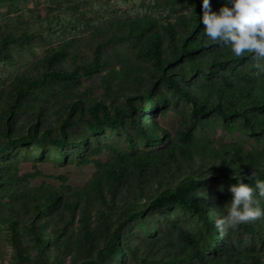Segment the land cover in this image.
<instances>
[{
    "label": "trees",
    "instance_id": "trees-1",
    "mask_svg": "<svg viewBox=\"0 0 264 264\" xmlns=\"http://www.w3.org/2000/svg\"><path fill=\"white\" fill-rule=\"evenodd\" d=\"M202 15V0H0V228L14 264H264V216L217 227L234 174L264 179V58L211 40ZM38 39L58 42L40 52ZM171 112L175 132L159 120ZM32 146L94 173L34 185L47 175L23 171Z\"/></svg>",
    "mask_w": 264,
    "mask_h": 264
},
{
    "label": "clouds",
    "instance_id": "clouds-1",
    "mask_svg": "<svg viewBox=\"0 0 264 264\" xmlns=\"http://www.w3.org/2000/svg\"><path fill=\"white\" fill-rule=\"evenodd\" d=\"M202 8L203 31L211 40L230 47L237 57L250 53L264 58V0H225L218 11L212 9L210 0H202ZM254 175L251 173L248 179ZM234 178L236 182L229 189L233 197L225 205L227 213L217 220L222 234L264 216L259 199L264 197V179L257 177L253 186L245 183L242 175L235 173Z\"/></svg>",
    "mask_w": 264,
    "mask_h": 264
},
{
    "label": "rangeland",
    "instance_id": "rangeland-1",
    "mask_svg": "<svg viewBox=\"0 0 264 264\" xmlns=\"http://www.w3.org/2000/svg\"><path fill=\"white\" fill-rule=\"evenodd\" d=\"M33 4L30 3L29 6ZM7 7L1 8L2 13H6ZM85 35L88 34L87 31L83 32ZM82 34V33H81ZM68 36L71 37L72 34L68 33ZM58 39L53 40H36L32 42L30 47H34L40 52L43 49L56 44ZM26 45L25 48L29 47ZM91 82L96 83V79L91 80ZM160 123L168 128L171 132H175L178 123V117L174 113H169L166 116L159 117ZM105 136H108L110 139H118L114 133L111 131L107 132ZM22 156L21 165L23 171H28L33 169V165L36 163L38 167L47 175V177H39L33 180L34 185H40L42 182L46 181L51 184L60 185L59 180L53 176H58L60 174H65L69 177L70 183L74 186L84 185L88 179L94 173L93 165L80 167L76 164V160L71 158L67 164H63V159L61 158L59 151L51 147L47 151L38 149L36 146L30 148H21L20 149ZM30 245L32 242L29 241ZM32 248V246H31ZM15 255L14 249L9 241L8 234L5 229L0 228V264H14Z\"/></svg>",
    "mask_w": 264,
    "mask_h": 264
}]
</instances>
